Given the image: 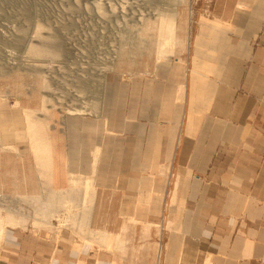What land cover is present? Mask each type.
Returning a JSON list of instances; mask_svg holds the SVG:
<instances>
[{
  "label": "rangeland",
  "instance_id": "374dc122",
  "mask_svg": "<svg viewBox=\"0 0 264 264\" xmlns=\"http://www.w3.org/2000/svg\"><path fill=\"white\" fill-rule=\"evenodd\" d=\"M201 1L0 0V252L7 231L8 264H46L69 244L125 252L150 231L155 238L157 224L112 217L110 185L133 177L134 156L121 152L136 145V129L158 126L162 62L185 51Z\"/></svg>",
  "mask_w": 264,
  "mask_h": 264
},
{
  "label": "crops",
  "instance_id": "0c3cea01",
  "mask_svg": "<svg viewBox=\"0 0 264 264\" xmlns=\"http://www.w3.org/2000/svg\"><path fill=\"white\" fill-rule=\"evenodd\" d=\"M195 7L185 51L162 62V118L135 130L133 177L110 185L112 217L157 224L155 238L64 245L46 264H264V0Z\"/></svg>",
  "mask_w": 264,
  "mask_h": 264
},
{
  "label": "bare ground",
  "instance_id": "6f19581e",
  "mask_svg": "<svg viewBox=\"0 0 264 264\" xmlns=\"http://www.w3.org/2000/svg\"><path fill=\"white\" fill-rule=\"evenodd\" d=\"M87 188V187H86ZM3 228V227H2ZM3 230V229H2ZM159 253V252H158Z\"/></svg>",
  "mask_w": 264,
  "mask_h": 264
}]
</instances>
